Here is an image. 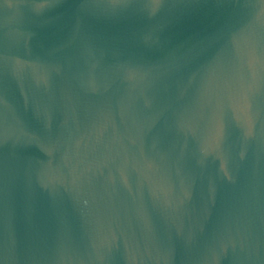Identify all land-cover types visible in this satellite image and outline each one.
Instances as JSON below:
<instances>
[{"label":"water","instance_id":"1","mask_svg":"<svg viewBox=\"0 0 264 264\" xmlns=\"http://www.w3.org/2000/svg\"><path fill=\"white\" fill-rule=\"evenodd\" d=\"M0 264H264V0H0Z\"/></svg>","mask_w":264,"mask_h":264}]
</instances>
